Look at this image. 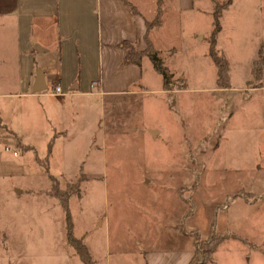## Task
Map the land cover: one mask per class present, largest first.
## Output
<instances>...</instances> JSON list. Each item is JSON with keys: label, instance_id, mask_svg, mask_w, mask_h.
I'll use <instances>...</instances> for the list:
<instances>
[{"label": "rangeland", "instance_id": "obj_1", "mask_svg": "<svg viewBox=\"0 0 264 264\" xmlns=\"http://www.w3.org/2000/svg\"><path fill=\"white\" fill-rule=\"evenodd\" d=\"M254 7L262 10L247 15ZM230 8L221 18L217 48L230 61L234 87L222 90L215 83L216 65L207 52L211 19L205 14L187 18L186 26L205 34L193 46L188 36L186 44L183 36L173 37L181 47L174 69L183 74L174 78L173 88L182 83L189 88L160 92L152 78L162 81L163 75L148 58L143 62L144 82L152 91L136 100L162 135L152 138L142 122L138 130L146 136L125 133L105 162L87 167L83 199L68 188L75 232L87 231L94 252L95 246L105 247L104 215L109 220L113 264L121 257L112 250L115 245L160 246L162 237L178 240L179 233L193 234V253L210 257L203 264H264V71L263 86L256 89L251 68L261 41L264 53V0H235ZM28 104L30 111L19 106L12 119L34 150L25 151L15 139L0 141V264H84L66 242L65 213L58 200L37 190L50 187L36 158L47 153L44 135L50 126L33 97ZM133 108L139 111L140 103ZM78 159H60L67 178L79 174Z\"/></svg>", "mask_w": 264, "mask_h": 264}, {"label": "crops", "instance_id": "obj_2", "mask_svg": "<svg viewBox=\"0 0 264 264\" xmlns=\"http://www.w3.org/2000/svg\"><path fill=\"white\" fill-rule=\"evenodd\" d=\"M234 2L232 0L223 11L220 23ZM203 5L201 0H0V141L15 139L25 151L34 150V144L24 141L12 119L13 111L19 106L30 111L28 103L33 97L50 126L44 135L47 153L43 158L36 157L46 169L50 187L38 188L39 193L52 195L49 193L52 187L50 175L67 183L75 181L81 174L84 175L82 180L86 181L89 178L87 167L105 162L108 150L125 133L146 136L149 132L152 138L162 135V128L146 119L142 102L136 100L143 93L152 91L144 82L143 71V62L151 59L143 54L138 61H125L127 49L123 41L132 43L136 51H145L150 43L162 53L164 64L173 72L174 78H183L182 72L174 69V58L181 52V47L173 37L183 36L182 43L186 44L188 36L193 46L198 37L205 35L199 28L184 24L187 18L197 19L202 14L207 15L212 24L213 1ZM261 10V7H254L246 14L255 15ZM160 11L161 23L147 29L146 21H152ZM212 28L213 24L207 37ZM222 29L221 23L217 39ZM228 62L230 69L229 59ZM38 72L42 75L40 82ZM154 78L162 93L182 92L189 88L188 85L167 88L163 80L157 76L152 80ZM230 84V87L217 85L222 90L233 88L231 73ZM55 85H60L65 93L54 94ZM37 86L44 87L36 90ZM25 98L30 99L26 101ZM137 103L141 106L139 111L133 108ZM118 108L122 112L118 113ZM142 122L146 123L148 131L138 130ZM261 141L264 142V136ZM65 156L79 158L75 164L79 174L75 178H67L66 167L60 162ZM84 196L81 193V197H77L83 199ZM104 218L105 247L102 244L95 246L94 252L85 237L87 231L78 235L83 238L94 264H98L99 258L101 264H113L107 240L110 222L105 215ZM176 237L180 239L175 240L170 235L162 237L160 246L140 249L115 245L112 250L121 256L117 258V264H189L194 255L193 234L187 237L179 233ZM128 254L135 256L123 257Z\"/></svg>", "mask_w": 264, "mask_h": 264}, {"label": "trees", "instance_id": "obj_3", "mask_svg": "<svg viewBox=\"0 0 264 264\" xmlns=\"http://www.w3.org/2000/svg\"><path fill=\"white\" fill-rule=\"evenodd\" d=\"M213 1V19L212 24L213 28L209 35V46H208V54L211 56L213 62L216 65L217 76L216 83L221 87H230V78H229V62L226 58L225 54H223L219 48H217V35L221 29L220 17L223 11L227 8V6L231 3L232 0H212ZM161 11L158 15L152 19V21H146L147 29H151L152 26L158 25L161 23ZM148 31V30H147ZM123 45L127 49L126 60L125 61H133L140 60L143 54H146L150 57L153 62L154 67L163 75L164 86L167 88L173 87L174 84V74L170 71L166 65L164 64V56L161 52L155 49L150 43L145 51L135 50L132 43L127 41H123ZM263 43L259 49L258 57L252 63V80L258 81L254 86L261 87L262 83H260V79L263 77L264 71V53H262ZM251 82V81H250ZM181 87H186L185 84H181ZM0 125L2 122L0 120ZM50 146V145H49ZM50 179L52 181V187L49 190V193L55 196L60 205L65 211V226L67 227L66 233V241L70 244V246L74 249L75 253L80 257L81 261L84 264H94V260L92 256H90L89 250L83 241V238L79 237L75 232V226L72 218V214L69 208L70 194L71 191L69 189H75V194L81 197V183L82 179H84V175H81L73 182H65L66 186L62 185V181L59 177L50 175ZM69 188V189H68ZM221 240V239H220ZM220 240L216 241L213 244V247H216ZM211 248V249H212ZM210 257L209 255L203 258H199V255H193L189 264H203Z\"/></svg>", "mask_w": 264, "mask_h": 264}, {"label": "built area", "instance_id": "obj_4", "mask_svg": "<svg viewBox=\"0 0 264 264\" xmlns=\"http://www.w3.org/2000/svg\"><path fill=\"white\" fill-rule=\"evenodd\" d=\"M53 93H54V94H57V95H62L63 93H65V90L62 89L60 85H55V87H54V92H53ZM5 149L10 150V147L6 146ZM12 152H13L14 154H17V152L14 151V150H12Z\"/></svg>", "mask_w": 264, "mask_h": 264}, {"label": "water", "instance_id": "obj_5", "mask_svg": "<svg viewBox=\"0 0 264 264\" xmlns=\"http://www.w3.org/2000/svg\"><path fill=\"white\" fill-rule=\"evenodd\" d=\"M37 75H38V77H37L38 79H37V80L40 82V81L42 80V75H41L40 72H38ZM43 87H44V86H43ZM43 87H42V86H37V87H36V90H40V89H42Z\"/></svg>", "mask_w": 264, "mask_h": 264}]
</instances>
